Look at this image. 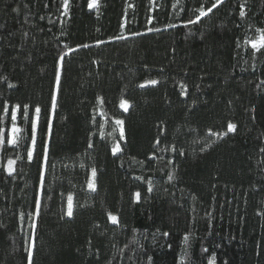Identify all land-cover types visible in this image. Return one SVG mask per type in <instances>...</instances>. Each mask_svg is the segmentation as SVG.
Listing matches in <instances>:
<instances>
[{"label": "trees", "instance_id": "1", "mask_svg": "<svg viewBox=\"0 0 264 264\" xmlns=\"http://www.w3.org/2000/svg\"><path fill=\"white\" fill-rule=\"evenodd\" d=\"M88 2L70 0L64 16L61 0H0V78H8L0 79V106H41L38 147L59 56L65 45H92L65 57L52 119L49 163L55 167L46 173L34 264H148V255L153 264H180L186 234L191 264H208L213 254L215 264H264V56L254 58L244 45L264 28V0H226L187 27L209 0H101L98 13ZM121 34L126 39H115ZM97 41L104 43L97 47ZM147 79L161 83L139 88ZM122 96L131 104L127 113L119 106ZM118 118L125 140L118 131L115 140L108 135ZM229 121L237 133L207 147L216 139L208 130L224 132ZM10 125V116L0 123ZM17 125L25 138L17 149L0 151L3 164L26 157L30 146L31 125L22 118ZM114 143L123 149L117 156ZM173 145L184 155L172 152ZM16 167L15 178L0 168V264H27L38 162L24 159ZM92 167L98 169L95 193L86 184ZM69 194L73 218L66 216ZM108 212L120 218L119 226Z\"/></svg>", "mask_w": 264, "mask_h": 264}, {"label": "snow or ice", "instance_id": "2", "mask_svg": "<svg viewBox=\"0 0 264 264\" xmlns=\"http://www.w3.org/2000/svg\"><path fill=\"white\" fill-rule=\"evenodd\" d=\"M210 6L204 7L203 4L196 8L194 11L198 12V15H196L194 18H189L184 25L187 27L188 25H196L201 22V20L205 17H208L209 14L213 13V9H218L220 6L224 5L226 3V0H209ZM61 6L63 8V15L69 16L70 12V0H61ZM47 7V5H45ZM101 7V0H89L88 2V8L89 10H95L97 13L99 12V9ZM173 7H176V5H173ZM13 11H16V9H13ZM239 16L241 19H244L246 16V13L244 11V5L242 4L240 6ZM43 19V17H41ZM168 27H175V25H169ZM239 27V25H237ZM157 31H159L157 29ZM257 35L254 38L246 39L244 41V45H247L251 48V55L255 58L257 54L264 56V28H256ZM25 35H27L25 33ZM136 35H140V33H136ZM115 39L122 40L126 39L122 34L117 36ZM104 43V41H97L96 46L99 47L100 44ZM92 45L84 43L78 45L76 48H71L68 45H65V49H67L62 55L59 56L57 61V67L55 72V81L53 86V91L51 94V107L49 110V114L46 117V127L47 132L46 136L43 139H40L39 141V147H38V136H40L41 133V117H42V108L39 104L35 106H31L28 104L21 105L20 103H16L14 105H10L8 101H4L2 107V114H0V123H3L5 118H8L10 116L11 125L10 128L5 129L4 127H0V151H4L7 148H12L13 150L17 149L20 146V142L25 138L22 135L23 129L17 125L18 118H22L25 123H29L31 125V135H30V146L26 149V157H22L20 155H17L16 158H9L7 160L6 164L0 165V168H3V170L7 173L8 177L15 178L17 175V162L26 159L28 164H33L35 162H38V187L34 196V210L27 213V223L28 227L31 230L30 234L25 241V252L27 253L26 260L27 264H34V254H35V244H36V231L38 228V221L41 216V209H42V199L45 195V184H46V173L49 167H55V165H50L49 163V152H50V141L52 138V119L56 113L57 106H58V95L61 88V77L62 72L64 70V63H65V57L69 56L70 53L79 51L81 48L87 49L91 47ZM237 47H241V44L239 41H237ZM163 71V69H161ZM185 75H187V72H185ZM2 79V81H7L8 78L5 76ZM161 83V81L157 79H147L143 83H140L138 85L139 88L144 89L148 86H157ZM262 84H264V81H261ZM9 88L15 87L14 84L9 83ZM197 88H199V85H197ZM180 90L181 95L186 96L188 93V86L181 82L180 83ZM98 107L102 108L103 106V98L98 97ZM119 106L123 110V112L127 113L129 112V109L131 107V104L126 98L121 97L119 101ZM96 109H94V112ZM254 111V109H253ZM101 115L106 117V113L102 112ZM93 122H96V117L93 115L92 117ZM107 122V121H106ZM124 120L123 119H115L113 122L112 131L108 133L109 136H112L115 140V134L118 131L119 132V140H125V129H124ZM104 125H99V127H103ZM163 131V130H162ZM238 131L237 124L229 121L227 124V129L224 132L219 131H213L211 129L208 130V136L209 137H215L216 139L210 140L207 144V147H212L214 143L217 142V140H222L228 134H236ZM101 138L103 137V134H101ZM161 141L159 139L156 140V145H160ZM93 144L91 141L88 143V148H92ZM161 151H164L165 149L161 148ZM123 149L121 148V145L119 143H114L112 147V155L117 156L118 154L122 153ZM171 151L174 153H178L180 156L184 155L183 151H179L176 149V147L173 145L171 147ZM261 153H264V147H261L259 149ZM150 160H155V156L149 157ZM143 163V162H141ZM171 163V161H169ZM83 167V165H81ZM91 175L90 178L86 181L87 188L90 192L95 193L97 191V177H98V169L96 167L91 168ZM136 179L141 180L142 177H136ZM174 179V176L172 174H168V180L172 181ZM148 188L147 191L151 193L153 191V182L151 180L147 181ZM51 199V196L48 197ZM134 199L135 202L139 203L141 201V193L139 191L134 193ZM195 199V197L193 198ZM260 214V213H258ZM66 216L68 218H73L74 216V204H73V196L72 194H69L67 197V210H66ZM64 216H61V219H63ZM108 221L111 222L113 225H120V218L113 214L112 212L107 213ZM19 220L21 222V226L23 227V224L25 222V213L21 212L19 214ZM3 225H0L2 227ZM135 231V230H134ZM169 235L168 232H164L163 236L167 237ZM135 242V241H134ZM183 242L185 245V249L182 252L180 264H186V260L188 264H191V260L188 257L187 249L190 247V235L186 234L183 237ZM89 245H91V240H89ZM127 247V246H126ZM171 247L170 245L168 246ZM123 251V250H121ZM203 252H208L207 248H203ZM97 258H99L97 254ZM148 264H153V257L151 255L147 256ZM208 264H215V254L209 257Z\"/></svg>", "mask_w": 264, "mask_h": 264}, {"label": "rangeland", "instance_id": "3", "mask_svg": "<svg viewBox=\"0 0 264 264\" xmlns=\"http://www.w3.org/2000/svg\"><path fill=\"white\" fill-rule=\"evenodd\" d=\"M0 165H3V163H2V161H1V159H0Z\"/></svg>", "mask_w": 264, "mask_h": 264}]
</instances>
